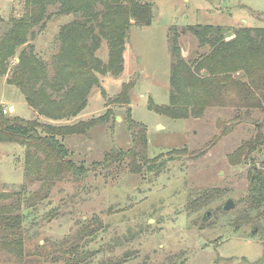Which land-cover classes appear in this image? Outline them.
<instances>
[{"label": "rangeland", "instance_id": "374dc122", "mask_svg": "<svg viewBox=\"0 0 264 264\" xmlns=\"http://www.w3.org/2000/svg\"><path fill=\"white\" fill-rule=\"evenodd\" d=\"M145 1L152 4L153 21L131 27L122 74L101 76V87L92 90L86 108L77 117L56 123L73 124L105 113L106 102L132 83V103L111 105L116 120L87 135L65 138L70 158L90 167L112 148H131L124 121L128 108L133 120L147 130L149 158L164 154L166 161L171 150L188 152L168 162L159 174L148 167L132 172L126 161L91 168L82 177H51L27 174L26 147L0 143V205L23 213L24 239L22 258L0 247V264H264L262 231L255 223L236 226L247 207L250 162L233 164L229 158L255 135L254 121L232 108L209 107L202 117L173 119L149 107L150 101L169 103L171 26L264 27V0ZM22 4L23 0H0V17L21 15ZM60 16L50 19L35 51L58 49L59 26L72 18ZM179 43L186 59L209 50L191 34L183 35ZM97 56L107 61L106 42ZM15 62L12 59L10 67ZM6 79L0 75V105L6 114L55 123L32 109L20 89ZM12 106L16 112L10 111ZM259 116L256 111L254 120ZM262 160L264 150L256 151L250 161ZM208 188L218 190L212 201L188 206L190 193ZM229 199L235 207L224 210Z\"/></svg>", "mask_w": 264, "mask_h": 264}, {"label": "trees", "instance_id": "16d2710c", "mask_svg": "<svg viewBox=\"0 0 264 264\" xmlns=\"http://www.w3.org/2000/svg\"><path fill=\"white\" fill-rule=\"evenodd\" d=\"M23 5L21 15L10 16L7 20L0 17V75L7 78L9 85L20 89L27 104L39 115L55 121L11 116L0 105V143L11 142L27 148L25 169L28 175L82 177L91 168L110 167L126 161L132 172L140 173L148 167L159 174L168 162L188 152L186 148L171 150L166 161L161 158L164 154L149 158L147 130L133 120L132 110L128 108L124 121L131 133V148H112L102 161H95L90 167L70 158L65 138L87 135L92 129L116 120L111 105L132 103V83L123 85L121 93L106 102L105 113L73 124L56 123L77 117L86 108L92 90L101 87V76L122 74L131 27L152 24L150 2L25 0ZM59 15H69L73 19L61 25L56 36V53L50 60L40 58L33 42L50 19ZM187 34L195 36L199 46H208L209 50L201 54L197 50L196 57L186 59L179 42ZM167 37L171 55L169 103L157 105L150 101L149 107L173 119L199 118L209 107L232 108L254 121L255 135L229 158L233 164L250 162L247 207L237 217L236 226L241 228L244 224L255 223V228L258 227L264 236V160L261 164L250 161L256 151L264 150V27L171 26ZM103 42L108 46L107 61L97 56ZM16 57L18 61L10 67ZM256 111L260 116L254 120ZM217 192L215 188L195 189L189 195L188 206H203L212 201ZM15 210L14 206L0 205V247L19 259L24 250L23 213Z\"/></svg>", "mask_w": 264, "mask_h": 264}, {"label": "crops", "instance_id": "0c3cea01", "mask_svg": "<svg viewBox=\"0 0 264 264\" xmlns=\"http://www.w3.org/2000/svg\"><path fill=\"white\" fill-rule=\"evenodd\" d=\"M12 2H14V0H11ZM24 1L25 0H23V4H24ZM23 4H22V6H23ZM13 6H14V4H13ZM17 8V7H16ZM12 10H13V8H12ZM5 19V18H4ZM73 19V17L71 18V20ZM6 20V19H5ZM70 20H67L66 22H64L63 24H65V23H67V22H69ZM62 25V24H61ZM61 25L59 26V29H60V27H61ZM59 29H58V31H59ZM43 32H41L38 36H37V38L35 39V41L33 42V44H34V46L36 45H40V41H39V39H43V34H42ZM58 34V33H57ZM39 47V46H38ZM38 49H39V51H38ZM37 50H36V53L39 55V56H42V57H45V59L47 58V55L49 54L50 56H52L54 53H56V47H55V50L53 51V50H50L49 52L50 53H46V51L45 50H42V49H40V48H38ZM16 59V61H18V58L16 57L15 58ZM10 109V111L11 112H16V107H14V106H12V107H10L9 108Z\"/></svg>", "mask_w": 264, "mask_h": 264}, {"label": "water", "instance_id": "95a60500", "mask_svg": "<svg viewBox=\"0 0 264 264\" xmlns=\"http://www.w3.org/2000/svg\"><path fill=\"white\" fill-rule=\"evenodd\" d=\"M235 207V202L233 199H229L223 206L224 210H230ZM210 212H207L206 217L210 216ZM256 231V230H255ZM160 235V234H159Z\"/></svg>", "mask_w": 264, "mask_h": 264}, {"label": "built area", "instance_id": "2783aa9c", "mask_svg": "<svg viewBox=\"0 0 264 264\" xmlns=\"http://www.w3.org/2000/svg\"><path fill=\"white\" fill-rule=\"evenodd\" d=\"M4 112H7V110H5Z\"/></svg>", "mask_w": 264, "mask_h": 264}]
</instances>
